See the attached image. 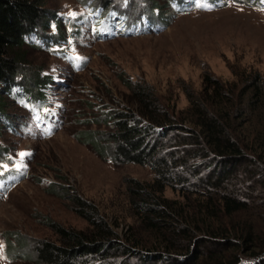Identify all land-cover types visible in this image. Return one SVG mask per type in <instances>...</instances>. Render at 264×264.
<instances>
[{"label":"trees","instance_id":"obj_1","mask_svg":"<svg viewBox=\"0 0 264 264\" xmlns=\"http://www.w3.org/2000/svg\"><path fill=\"white\" fill-rule=\"evenodd\" d=\"M77 1L96 17L67 20L66 27L74 29L70 36H82L85 24L100 31L111 30L113 22L129 23L128 15L112 0ZM150 1L153 5L143 9V20L158 18L166 26L172 18L164 8L179 13L221 8L232 1L264 10V0H161L165 2L162 6ZM40 6L38 0H0V138L3 123H10L6 95L26 104L36 120L50 117L47 98L40 91L49 78L27 74L22 50L25 45L51 50L68 40L61 30V17L49 15ZM53 23L60 28L58 33L43 37L41 30L50 29ZM33 35L40 41L33 42ZM56 54L63 56L64 52ZM236 77L238 81L227 83L204 75L202 91H188L189 107L180 113L167 108L150 85L123 80L129 90L127 105L90 121L110 123L112 129L82 132L76 139L101 157L108 155L114 164L152 170L151 183L128 182L130 203L140 217L139 229L122 237L95 205L76 198V212L90 226L87 232L51 222L57 242L15 235L18 244L9 242L7 260L35 264H264V76ZM12 164L9 149L0 147V186L19 180L17 171L5 170ZM167 188L186 200L166 198ZM49 191L59 194L55 185Z\"/></svg>","mask_w":264,"mask_h":264},{"label":"rangeland","instance_id":"obj_2","mask_svg":"<svg viewBox=\"0 0 264 264\" xmlns=\"http://www.w3.org/2000/svg\"><path fill=\"white\" fill-rule=\"evenodd\" d=\"M38 1L40 10L61 17L68 42L51 50L30 45L22 50L27 74L49 78L40 91L47 98L50 117L36 120L26 104L8 95L4 98L10 123H3L0 147L9 149L13 163L5 170L17 171L19 180L0 186V264H35L7 260L9 242L18 244L15 235L57 242L51 222L87 232L90 226L76 212V198L95 205L122 237L139 229L140 217L130 203L128 182L151 183L152 170L114 164L108 155L101 157L76 139L82 132L112 129L110 123L90 121L127 105L129 90L123 80L150 85L167 108L180 113L189 107L187 92L202 91L206 74L227 83L238 81L237 74L264 76V10L257 7L229 1L208 10L173 13L164 8L172 18L166 26L158 18L143 20V9L153 5L150 0H112L128 15L129 23L113 22L111 30L100 31L85 24L82 36L73 37L74 29L67 28L66 21L84 15L91 20L95 14L77 0ZM50 25L41 30L43 37L58 33L57 24ZM32 40L40 41L36 35ZM61 50L63 56L56 54ZM52 185L59 194L49 191ZM165 197L186 200L168 188Z\"/></svg>","mask_w":264,"mask_h":264},{"label":"snow or ice","instance_id":"obj_3","mask_svg":"<svg viewBox=\"0 0 264 264\" xmlns=\"http://www.w3.org/2000/svg\"><path fill=\"white\" fill-rule=\"evenodd\" d=\"M24 155V153H21V156H23Z\"/></svg>","mask_w":264,"mask_h":264}]
</instances>
